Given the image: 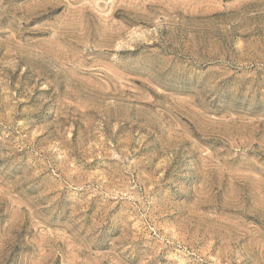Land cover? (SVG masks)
I'll list each match as a JSON object with an SVG mask.
<instances>
[{"label":"rangeland","instance_id":"rangeland-1","mask_svg":"<svg viewBox=\"0 0 264 264\" xmlns=\"http://www.w3.org/2000/svg\"><path fill=\"white\" fill-rule=\"evenodd\" d=\"M0 264H264V0H0Z\"/></svg>","mask_w":264,"mask_h":264}]
</instances>
